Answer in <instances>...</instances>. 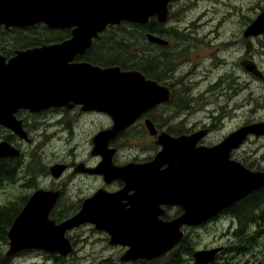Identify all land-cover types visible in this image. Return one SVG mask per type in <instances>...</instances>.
Returning <instances> with one entry per match:
<instances>
[{
    "label": "water",
    "instance_id": "obj_1",
    "mask_svg": "<svg viewBox=\"0 0 264 264\" xmlns=\"http://www.w3.org/2000/svg\"><path fill=\"white\" fill-rule=\"evenodd\" d=\"M170 1L0 0V22L6 26L40 22L54 28L73 26L68 40L19 51L7 64L0 62V124L29 140L20 122L14 121L13 112L18 107L38 112L50 106L71 108L79 104L81 110L106 113L112 125L92 138L91 154H100L102 160L95 167L79 164L75 172L100 174L105 182L121 179L126 183L119 192L97 190L83 201L76 214L59 223L49 217L59 191L36 189L7 231L6 256L25 249L67 256L73 247L66 231L86 222L107 232L109 244L132 247L122 256L123 261L158 256L178 242L182 225H201L264 186V171L251 170L230 159V151L247 136L264 135V121L242 125L211 147L196 146L201 132L200 136L196 132L179 137L164 133L158 136L156 144L162 147L151 161L121 166L112 163L114 150L107 149L109 140L144 111L169 101L170 89L136 69L101 67L73 59L109 26L122 22L146 24L151 17L165 23L170 17ZM263 32L264 9L246 28L244 36ZM146 37L152 43H166L152 33ZM240 64L253 76L264 79L254 62L244 59ZM145 125L150 134L156 133L150 120ZM19 154V149L0 142V158ZM64 169V164H55L49 171L58 177ZM124 189L134 191L126 197L129 207L119 200ZM164 204L179 205L183 212L177 218L162 221L158 215ZM220 250H196L195 264H208Z\"/></svg>",
    "mask_w": 264,
    "mask_h": 264
},
{
    "label": "rangeland",
    "instance_id": "obj_2",
    "mask_svg": "<svg viewBox=\"0 0 264 264\" xmlns=\"http://www.w3.org/2000/svg\"><path fill=\"white\" fill-rule=\"evenodd\" d=\"M261 7H264V0H183L177 3L174 14L178 19L175 22L178 29L170 41L172 45H179L177 51L184 52L173 63L172 72L178 80L176 92L180 96L188 92L197 99L189 103V108L171 113L174 112L178 118L204 121L211 112L224 123L222 130L237 127L245 121L264 120V82L245 71L241 72L235 64L239 62L237 55L245 51L243 28L256 17ZM229 40H236V43L231 44L233 46L224 43ZM249 43L252 56L264 74V35ZM235 48H238L237 52ZM217 57L226 58L227 67H214ZM231 68L240 72L241 76L227 75L220 86L208 90V85H214L220 76L235 74ZM226 83L231 85V89H224ZM63 114L59 123L56 115L31 123V142L24 145L20 157L25 171H18V181H8L0 187L1 206L20 203L23 194H29L36 188H50L54 184L52 181L58 183L56 181L60 176L53 177L49 168L60 164L59 160L95 162L90 155V140L98 130L108 126V119L100 114ZM134 133L141 135V140L130 137L129 144L122 148L119 157L128 159L134 154L144 156L152 151L153 138L137 130ZM247 151L251 154L246 155ZM240 156L249 163L264 166V137L251 138ZM61 180L67 192L64 200L58 203L65 207H70L78 198L90 195L102 183L96 178L76 175L64 176ZM26 183L30 184L26 186ZM31 184L34 186L31 187ZM59 208L62 211V207ZM58 213L62 218V213ZM234 226L236 219L228 215L215 221L209 220L203 226H195L189 230L194 249L224 247L214 264H264V234L258 235L252 242L254 248L251 253L240 254L233 245L244 240L232 234ZM71 235L76 249L67 256L57 257L35 250L20 254L9 264H95L99 257L109 256L115 250L107 247L106 242L88 228L75 230ZM3 242L0 247L5 251L6 244Z\"/></svg>",
    "mask_w": 264,
    "mask_h": 264
},
{
    "label": "flooded vegetation",
    "instance_id": "obj_3",
    "mask_svg": "<svg viewBox=\"0 0 264 264\" xmlns=\"http://www.w3.org/2000/svg\"><path fill=\"white\" fill-rule=\"evenodd\" d=\"M181 1H183V0H172L168 3V9L170 11V17L165 23L158 22L155 17H151L148 21V23H149L152 18L155 19V21H156L155 25L158 29V32H156L155 35H157L160 38H162L163 40H165L166 43L165 44L152 43L146 37V40L148 42L154 44V51H155L156 62H157L156 79L150 78V77L146 76L144 73H142V74L147 79L155 80L159 85L168 87L170 89V100L166 101V102H160V103L156 104L155 106L149 108L147 111H144L143 113L140 114L139 117L136 118V120L131 125H129L124 130L118 132V134H116L113 138H111L109 140L108 145H107V149H109V150L113 149L114 150V152L112 154V163L114 165L121 166V165H125L127 163H138L139 164V163H145V162L151 161L154 158L155 154L162 147L161 145L156 144L158 136L161 134H164V133H166L172 137H179L182 135H191V134L196 133V132H197L196 134L199 135L201 132L202 136L198 139L196 146L197 147H200V146L211 147V146L218 144L229 133L236 130L238 127H240L242 125H246V124L258 122V121H264V120L245 121L237 127L231 128L229 130L228 129L222 130L221 127L225 126L224 123L222 122L220 117L214 116V114L211 112L209 113V117L207 118V120H204V121H199V120L195 121V120H191L190 118H187V117L178 118L174 112L171 113L172 111H178V109H180V108H189L191 106V105H189V103H191L197 99V98L196 99L193 98L192 95H189L188 92H186L182 96H180V94L178 92H176V86H177L176 81H178V80L175 79L176 76H175L174 72H172L173 63L175 61V58L179 57V55L183 54V52H184L183 50L177 51L176 48L179 45H176L175 43L172 45V42L170 41V37L177 34L176 30L178 29V27H177L175 22L178 19L175 18L174 9L176 8L177 3L181 2ZM184 8H186V7H183L182 9H184ZM263 9H264V7H261V11ZM252 20L248 21L246 26L243 28L244 29L242 32L243 37H244L243 42H245V44H246L244 47L245 51L243 53L240 52V54L237 55L239 62H235V64L240 69L241 72L245 71L251 77L259 80L260 78L253 76L251 73L246 71L240 64V62L245 59V60L254 62L256 64V66L259 68V65L257 64V62L255 61V59L252 56V50L250 48L249 42L251 40L259 39L261 36L264 35V32L261 34H257V35L244 36V31L251 24ZM190 24L193 25V22H191ZM115 26H118V25H115ZM111 27H113V26L107 27L104 31H102L99 34L98 38L93 39L92 43L87 48V50L82 54H77L74 57L73 61L74 62H88V63H91L92 65H97V64H94L90 61H87V59L85 60L84 58L94 54V50H93L94 42L96 40L100 39V37L102 35H104L107 32V30H109ZM72 29H73V26H68V27H63V28L49 27L44 22L36 23L34 25H26V26H16V25L6 26L5 23L0 22V62L2 61L4 64H7L13 57L17 56L19 51H24V50H28L31 48L41 47L43 45L60 43V42H63L65 40H68L72 36ZM63 30L68 31L67 34H65L66 36L65 35L62 36ZM147 34L148 33H146V35ZM224 43L228 44L230 46H233L231 44L236 43V40H231V41L229 40L228 42L225 41ZM237 50H238V48H235V52H237ZM164 54L166 56L165 63L168 64L169 69H164ZM219 65H222V67L223 66L227 67V59L224 57H217V61H216V63L215 62L213 63V66L217 67ZM98 66H100V65H98ZM101 67H104V66H101ZM105 67H107V66H105ZM233 67H234V64H233ZM231 70L235 74H224V75L220 76L214 85H212V84L208 85V90H211V88L215 89L217 86H220V84L225 82L227 75L232 76V77H234V76L240 77L241 76L240 72H237L233 68H231ZM260 80L264 82V79H260ZM227 84L228 83H226V86L224 87V89H227V88L231 89V85L230 84L227 85ZM235 84H236V82H235ZM236 90H238V88ZM67 111H70V112H67ZM73 112H75L76 115H78V114H80V115L81 114L104 115L108 119L109 124H108V126H106L105 128H102V129H106V128L110 127L113 123L112 119L110 118V116L108 114L103 113V112L92 111V110H88V111L81 110V105H79V104H76V105L72 106L71 108H68L65 106H59V107L50 106V107L45 108V109L38 111V112H32L28 109V107H18L17 110L15 112H13V117L15 118V120L14 119L13 120L15 121V123H16V121L20 122V125L22 126L23 130L27 134L29 140L23 139L18 134H16L13 130H11V129L7 128L6 126L0 124V142H7L11 146L18 148L21 151V156H22L23 151H24L23 150L24 145L31 142V136H32L31 128H33L31 126V123L33 121H35L36 119H41V118L43 120L49 119L50 115L51 116L56 115V119L58 120L57 123H59L60 120L62 119L63 113L68 114V113H73ZM66 114H63V115H66ZM147 119L153 123L155 131H156L155 134L149 133V130L147 129V127L145 125V121ZM102 129H100V130H102ZM100 130H98V131H100ZM135 130H137V132L140 131L141 133H145V134L147 133L153 138L154 145H153V148L151 149L152 151L149 153H146V155H144V156H139V155L134 154L133 156L129 157L128 159H126L125 157H119V153L121 152L122 148L129 144L130 137L134 140H137V138H138V140H141L139 138L142 136L135 134L134 133ZM260 137L262 138V137H264V135H257L256 136V135L251 134V135L247 136L246 139L242 142V144H240L236 148H233L230 151V159L239 161L241 164H243L245 167H247L251 170L264 171L263 165H257V164H254L252 162L249 163V162L244 160V157L241 158V156H240V154L244 150V146L247 144V142L251 138L259 139ZM92 138L90 140V142H91L90 155L93 157L95 162H93V163L88 162L85 159H79L78 161H66V162H64V160L63 161L59 160L60 164L65 165V169L62 172V174L60 175V177L57 179V181H56V182H58V183H56L57 185L55 184L54 181H52L54 183V184H52V187L44 188V189H52V190H58L59 191L58 199H57L56 203L54 204V206L51 209L50 214H49V217L51 219H53L56 223H59L65 219L73 216L74 214H76L81 209L83 201L86 198L92 196L97 190L103 189L108 193H114V192H119V191L123 190V188L126 185V183L121 179H114L110 182H105L103 177L100 174H89V173H83V172H75L76 167L79 164H84L87 167H95L102 160V157L100 154H96V155L91 154V151L93 150ZM139 149H141V147H139ZM250 154L251 153H249L247 151L246 155H250ZM3 158L4 159H10V160L13 159V158H9V157H2L0 159H3ZM163 167H161V168H163ZM19 170H21L22 172L25 171L23 169V166H22V161L19 163L18 171ZM74 175L85 176V177H89V178H96L97 180H100V182H102V183H100V186H98L90 195L78 198L76 200V202L71 204L70 207H65V206L58 203L59 201H61V199L64 200L65 194L67 192L65 183L64 182L62 183L61 178L64 176L72 177ZM19 179H20V177H19ZM16 180L18 181L17 175H16ZM263 187L264 186L260 187L259 189H261ZM259 189H257V190H259ZM124 190L126 191V189H124ZM257 190H254L251 193H253ZM125 191L120 195L122 197L119 198V200H120L121 204L125 203L126 207H129V204H127V202L129 200L126 197H129L130 195H132L134 193V191L132 189H129L126 192ZM251 193H249V194H251ZM249 194H247V195H249ZM240 200H238V201L234 202L233 204H231L230 206L222 209L216 216L212 217L210 221H215V220L221 219L222 217H225L226 215L231 216L232 215V213H231L232 209L231 208L233 206H235ZM59 206L62 207V211L60 210ZM160 207H161L162 214L158 215V218L162 221H170V220L180 216V214H182V212H183V208L181 206L175 205V204L174 205H165L164 204V205H161ZM58 212L62 213V218L59 217ZM66 214H67V216H65ZM204 224H202L200 226H203ZM194 227L195 226L182 225L180 228V232L182 233V236L180 237L178 242L161 255L153 256L150 258L141 257L138 259L125 260V261L121 260V258L126 252L131 251L132 247L130 245H120V244L111 245V244H109V239H110L109 234L103 230L96 229L92 223H87V222L82 223L77 227H74L70 230H67L65 235L68 237V239L70 240V242L72 244V247H73L72 251H74L76 248H75V241L72 239L71 233L75 230H80L83 228H88L89 231L95 232L96 234L99 235V237L102 239L103 242L104 241L106 242L107 247H111V249H115V250H112L113 253H111L109 256L99 257L98 258L99 260L95 264H195L194 254H195L196 249H194L192 238L189 235V230L193 229ZM35 250H37L39 252L42 251V252L48 253L42 249H26V250H23L14 256L5 257V258L3 257V261L1 264H9L15 258L20 256V254L27 253L29 251H35ZM223 251H224V247H221V250L214 256L213 260L210 261L208 264H214L216 262V260L221 256ZM113 254H114V256H113ZM55 256L58 257L60 255L55 254Z\"/></svg>",
    "mask_w": 264,
    "mask_h": 264
},
{
    "label": "trees",
    "instance_id": "obj_4",
    "mask_svg": "<svg viewBox=\"0 0 264 264\" xmlns=\"http://www.w3.org/2000/svg\"><path fill=\"white\" fill-rule=\"evenodd\" d=\"M155 24L156 21L152 18L147 24L122 22L118 26H113L94 42V54L84 59L104 67L118 65L122 69H136L146 76L156 79L157 62L154 44L146 40V33L156 34L158 32ZM67 32V30H63L62 36ZM165 59L164 54V69H169ZM19 162L20 157L12 160L0 159V187L5 182L16 181ZM29 184L26 183V186ZM32 186L34 185L31 184ZM27 196L28 194H23L20 203L11 202L4 206L0 205V243L4 241L3 243L7 244V230L25 203ZM231 209V216L236 219V226H234L232 234L235 237L240 236L244 240L233 247L240 254L251 253L254 248L252 242L258 235L264 234V187L247 195ZM3 257L4 254L0 247V264Z\"/></svg>",
    "mask_w": 264,
    "mask_h": 264
}]
</instances>
